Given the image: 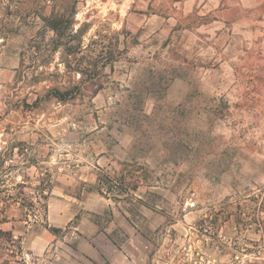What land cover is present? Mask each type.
Segmentation results:
<instances>
[{"label":"rangeland","instance_id":"374dc122","mask_svg":"<svg viewBox=\"0 0 264 264\" xmlns=\"http://www.w3.org/2000/svg\"><path fill=\"white\" fill-rule=\"evenodd\" d=\"M62 14L96 80L52 50ZM5 149L50 188L38 221L6 208L0 264H264V0H0ZM124 167L129 198L101 191Z\"/></svg>","mask_w":264,"mask_h":264},{"label":"trees","instance_id":"16d2710c","mask_svg":"<svg viewBox=\"0 0 264 264\" xmlns=\"http://www.w3.org/2000/svg\"><path fill=\"white\" fill-rule=\"evenodd\" d=\"M65 17L62 14L45 18V27L54 32V47L52 50L55 51L63 46L62 62L66 71L80 73L83 76L91 73L90 78L96 80L100 57H93L92 55L90 57V53L86 52L87 47H84L82 39L85 32L84 26H80L75 30L73 26L74 19L65 20ZM76 39L77 41H74ZM73 83L71 81L69 85L53 89L54 95L59 101L66 103L77 97V91L80 89V86ZM94 84L97 85L98 83ZM100 89L101 84L92 90V96L96 95ZM18 153L23 154L24 157L26 156L28 160L32 159L28 157V153L24 149H19ZM13 155V149H5L0 152V224L8 220L6 208L12 202L18 205L26 220L33 217L38 221L47 211L46 200L48 198L47 192L50 188V181L45 176L46 172L39 168L33 171V175L37 176L39 183H33L28 182L26 179L32 173V169L28 167L29 165L17 166L10 164L9 166H5V162L11 159ZM123 165H128V163L124 162ZM6 172L11 176V179L16 173L22 172L23 179L20 182L12 181L8 183L3 178V173ZM138 178L136 171L131 172L124 167L117 176L101 173L98 177V186L101 191L118 195L119 198L123 196L122 199H127L132 191L139 187L140 179ZM53 230L57 231L60 229L56 228ZM3 232L0 229V233Z\"/></svg>","mask_w":264,"mask_h":264}]
</instances>
